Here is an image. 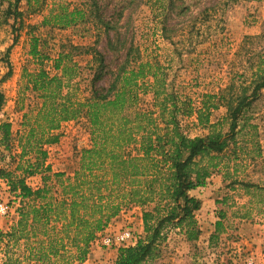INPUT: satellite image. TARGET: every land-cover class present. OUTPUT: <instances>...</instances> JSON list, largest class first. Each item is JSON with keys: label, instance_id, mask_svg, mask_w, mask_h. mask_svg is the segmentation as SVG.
<instances>
[{"label": "trees", "instance_id": "obj_1", "mask_svg": "<svg viewBox=\"0 0 264 264\" xmlns=\"http://www.w3.org/2000/svg\"><path fill=\"white\" fill-rule=\"evenodd\" d=\"M21 0L10 5L7 13L16 22L23 12ZM86 15L85 10L61 6L45 16L43 23L60 26L76 24ZM30 53L39 67L24 70L25 87L41 99L34 113H25L26 127L20 135L19 161L15 169L0 166V177L7 179L11 191L22 197L19 216L9 230L0 229L3 256L0 264H22L23 258L34 264H73L86 260L90 244L130 205L143 207L144 235L136 244L119 248L116 264H154L169 231L179 229L188 241L199 239L201 229L196 212L200 198L190 190L205 186L215 171L231 179L232 187L239 184L246 194L260 195L264 204V186L238 178L246 143L241 144V131L253 128L244 118L264 89V58L252 73L249 84L233 87L229 95L206 93L196 110L190 100H181L168 92L160 64L137 61L132 52L107 86H97L102 77L100 69L105 58L93 46L62 45L53 60L55 73L44 66L48 58L39 48V38L33 36ZM8 54V52H7ZM76 54H91L96 65L91 79V93L81 96V65ZM135 63V65H132ZM12 74L11 66L0 80ZM152 77L156 109L138 108L140 83ZM225 101L227 112L217 120L213 112ZM4 93L0 90V106ZM196 113V124L206 133L190 136L182 129L179 116ZM86 117L91 128L92 142L82 150L78 167L73 174L65 171L46 176L45 183L33 188L27 175L44 166L47 157L45 144L59 141L56 130L65 121ZM1 142L10 149V122L0 124ZM35 152V160L28 155ZM24 172L19 174L18 171ZM55 179V184L50 180ZM234 185V186H233ZM228 198L223 200L227 203ZM225 212L215 223L211 241L225 230ZM249 216L248 213L242 217ZM25 252L17 254L18 246Z\"/></svg>", "mask_w": 264, "mask_h": 264}, {"label": "rangeland", "instance_id": "obj_2", "mask_svg": "<svg viewBox=\"0 0 264 264\" xmlns=\"http://www.w3.org/2000/svg\"><path fill=\"white\" fill-rule=\"evenodd\" d=\"M15 1L0 0V80L10 66L12 69L11 76L0 82L4 93L0 123L6 121L12 125L10 149H5L0 139V166L11 169L19 161V138L26 130L24 114L36 112L41 103L38 95L25 87L23 77L25 69L34 71L39 67L30 53L33 36L39 38V48L48 56L44 66L51 73H55L53 60L63 44L98 48L105 58L98 87L109 84L124 65L129 51L137 61L160 64L167 91L181 100H190L195 110L206 93L224 92L228 96L231 86L249 84L260 59L264 58V0H21L19 8L23 14L16 22L7 13ZM61 6L83 9L86 15L69 26L44 24L45 16ZM74 58L81 65V75L77 78L81 96H87L91 93L90 81L97 64L90 63L91 54H76ZM152 80V77L140 80L146 88L139 91L138 108L156 109ZM226 112L225 101L221 100L213 119L223 117ZM244 118L257 124L258 129L256 133L248 128L238 135L239 142L247 145L238 178L264 186V89ZM179 120L183 131L190 136L206 133L196 124L195 112L181 114ZM56 132L59 141L44 145L47 150L44 166H51V170L44 167L27 175V183L33 188L42 186L46 176L54 172L73 174L82 150L92 142L86 117L65 121ZM28 158L35 160V152ZM18 173L24 174L20 170ZM212 176L205 188L202 186L197 192L202 201L196 212L201 229L199 239L188 241L179 229H172L154 264H245L248 256H253L259 264V255L264 258V204L259 201L260 195L246 194L239 184L232 187L231 179L225 180L222 171H215ZM35 177L41 180L38 182ZM55 182L54 178L50 180L52 184ZM0 198H13L1 184ZM225 198L227 203H223ZM13 201L12 212L0 218V229L9 230L18 219L23 201ZM221 210L226 214L225 230L217 240L211 241ZM244 213L249 216L242 217ZM142 215L143 207L126 206L91 242L86 260L73 264L113 261L110 254L116 247L103 245L101 234L130 228L140 238L144 235ZM1 248L0 256H3ZM22 251H26L23 244L16 252L22 255ZM34 263L23 258L22 264Z\"/></svg>", "mask_w": 264, "mask_h": 264}, {"label": "built area", "instance_id": "obj_3", "mask_svg": "<svg viewBox=\"0 0 264 264\" xmlns=\"http://www.w3.org/2000/svg\"><path fill=\"white\" fill-rule=\"evenodd\" d=\"M0 184L3 185V188L6 190V192L13 195L12 200H5L3 198H0V218H2L8 216L12 212L13 206H11V202L12 204H14L13 200L16 199L18 203H20L22 201V197L20 195H16V193L11 191L10 184L7 179L0 177ZM138 239H139L138 236L130 228L123 229L115 234H109L105 232L102 233L100 237V240L102 241L103 245L107 247H116V248L134 245L136 244ZM102 264H116V262L115 260L105 261ZM245 264H258V263L256 262L253 256H248L246 258Z\"/></svg>", "mask_w": 264, "mask_h": 264}, {"label": "crops", "instance_id": "obj_4", "mask_svg": "<svg viewBox=\"0 0 264 264\" xmlns=\"http://www.w3.org/2000/svg\"><path fill=\"white\" fill-rule=\"evenodd\" d=\"M1 124V123H0ZM2 138V133H1V130H0V139ZM213 177V176H212ZM30 178V177H29ZM28 178V179H29ZM30 179H32V177L30 178ZM35 180L37 179V181L39 182V180H41L40 178H37V177H35L34 178ZM38 184H40V183H38ZM202 188V186H200V187H198V188H196V189H192V190H190V194L192 195V196H195V197H198V194H197V192L200 190ZM203 188H205V186L203 187ZM141 221H142V223H143V218H141ZM118 253H119V248H115V249H113L112 250V252H111V256H112V258L114 259V260H116V258H117V256H118ZM258 261H259V264H264V258L263 257H260V255H259V257H258Z\"/></svg>", "mask_w": 264, "mask_h": 264}]
</instances>
